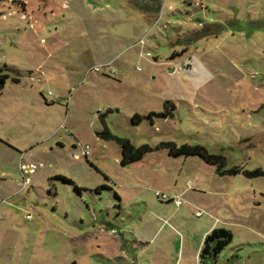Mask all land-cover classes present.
I'll list each match as a JSON object with an SVG mask.
<instances>
[{"label":"rangeland","instance_id":"rangeland-1","mask_svg":"<svg viewBox=\"0 0 264 264\" xmlns=\"http://www.w3.org/2000/svg\"><path fill=\"white\" fill-rule=\"evenodd\" d=\"M0 69V264H264V0H0Z\"/></svg>","mask_w":264,"mask_h":264},{"label":"trees","instance_id":"trees-1","mask_svg":"<svg viewBox=\"0 0 264 264\" xmlns=\"http://www.w3.org/2000/svg\"><path fill=\"white\" fill-rule=\"evenodd\" d=\"M9 78V74L6 71L0 69V88L3 86L5 81ZM11 79L14 82L19 81L18 76H12ZM170 102L167 100L163 103V106L166 107ZM173 107V106H172ZM172 116V112L167 108L163 112H150L149 116ZM142 118V115L136 113L133 116L134 123L139 122ZM103 138H113L120 148V162L122 165H126L131 162H135L143 157L146 152H151L156 149L166 148L167 153L171 156H189V155H198L199 158L208 163H215L218 166V170L224 164V156L221 154H215L214 152H209L205 146L200 145L199 143L195 144H179L177 145L173 141H160L154 147L150 146L148 143H143L139 146H135L128 138L118 137V135H112L107 129L101 132ZM232 172H237L238 169L235 168L231 170ZM256 171L252 174H255ZM232 233L226 227H215L212 228L206 235L203 237V243L200 251L198 252V257L200 262H203L206 258H215L217 254L225 247L228 242L231 241ZM68 264H77L76 261H71Z\"/></svg>","mask_w":264,"mask_h":264},{"label":"built area","instance_id":"built-area-1","mask_svg":"<svg viewBox=\"0 0 264 264\" xmlns=\"http://www.w3.org/2000/svg\"><path fill=\"white\" fill-rule=\"evenodd\" d=\"M94 70H99V67H98V66H95V67H94ZM110 71H111V72H114L115 70L111 69ZM87 150H88V145H86V146L83 147V150H82L83 154L86 155V154H87ZM29 170H30L31 172H33V171L35 170V168L32 166V167L29 168ZM155 194H156V196L159 197L160 199H165V200L172 199V200H175L174 202H175L176 204H180V203H181V200H180V199L175 198V197H170V196H168V195L165 194V193H161V192H159V191H155Z\"/></svg>","mask_w":264,"mask_h":264}]
</instances>
